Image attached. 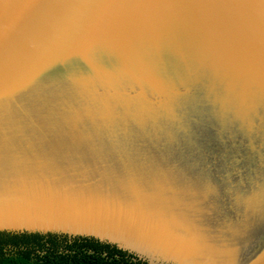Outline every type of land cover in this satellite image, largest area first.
<instances>
[{"label": "water", "instance_id": "95a60500", "mask_svg": "<svg viewBox=\"0 0 264 264\" xmlns=\"http://www.w3.org/2000/svg\"><path fill=\"white\" fill-rule=\"evenodd\" d=\"M264 264V0H0V252Z\"/></svg>", "mask_w": 264, "mask_h": 264}, {"label": "trees", "instance_id": "16d2710c", "mask_svg": "<svg viewBox=\"0 0 264 264\" xmlns=\"http://www.w3.org/2000/svg\"><path fill=\"white\" fill-rule=\"evenodd\" d=\"M0 264H143L93 250H16L0 252Z\"/></svg>", "mask_w": 264, "mask_h": 264}]
</instances>
